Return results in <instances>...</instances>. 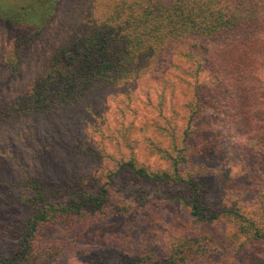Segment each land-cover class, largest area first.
I'll return each mask as SVG.
<instances>
[{
  "label": "trees",
  "instance_id": "obj_1",
  "mask_svg": "<svg viewBox=\"0 0 264 264\" xmlns=\"http://www.w3.org/2000/svg\"><path fill=\"white\" fill-rule=\"evenodd\" d=\"M63 1L0 0V98L22 77ZM178 76L189 91L183 128L164 118L156 130L167 138V147L149 146L169 163L168 170H153L130 154L101 173L104 181L96 190L85 189L75 173L71 183H48L42 154L63 147L75 162L77 152L87 148L75 125L95 128L105 94H127L131 88L137 96L143 84L171 83ZM128 105L117 106L123 119ZM155 107L163 116V104ZM17 143L33 155L17 150ZM209 157L228 162L225 194L234 187L231 168L239 166L264 198V0L82 1L18 96L0 99V189H21L12 203L28 210L0 231L15 245L9 254L0 250V264H51L55 247L74 248L84 264H205L201 259L210 242L199 239L177 241L159 257L117 246L92 248L91 228L134 217L127 205L115 204L112 188L119 177L170 189L172 202L193 223L229 218L246 239L242 247L263 243L264 217L247 213L238 201L221 210L212 203L215 186L205 170L194 172L198 161ZM6 161L23 173L2 164ZM10 206L0 195V207ZM48 226L62 227V235L43 246L40 234Z\"/></svg>",
  "mask_w": 264,
  "mask_h": 264
},
{
  "label": "rangeland",
  "instance_id": "obj_2",
  "mask_svg": "<svg viewBox=\"0 0 264 264\" xmlns=\"http://www.w3.org/2000/svg\"><path fill=\"white\" fill-rule=\"evenodd\" d=\"M82 1L84 0L62 2L60 13L53 25L30 53L31 59L22 77L4 92L0 98L2 101L18 96L28 81V76L35 72L38 64L43 61L72 23L73 16ZM180 80L181 76H178L173 78L171 83L160 79L151 85L143 84L144 88H141L138 97L131 94V88L129 92L126 91L127 94H124L123 90L117 92L120 93L118 96L111 93L105 94L103 104L98 103L101 109L97 110L102 120L95 122V128L87 126L85 129L84 124L78 122L75 125L82 133L83 142L87 147L77 152L75 162L68 158L67 151L63 147L42 154L41 166L48 183L52 185L71 183L70 178L75 173L86 182L83 184L85 189L96 190L104 181L101 173L114 169L115 160L122 155L130 154L135 155L141 163L150 166L153 170H168L169 163L159 155L153 154L149 146L153 143L163 148L167 147V138L156 130V125L165 124L164 118L174 122L179 130L183 128L185 114L189 110V91ZM174 83L176 88L172 89L170 85ZM150 98L153 102L147 101ZM159 102L163 104V108H160L162 113L164 111L163 116L159 115V110L155 107ZM121 103L129 104L126 107V119L122 118L117 109L118 104ZM15 148L24 150L23 154L33 155L32 151L19 143ZM2 164L10 166V169L18 173H23L22 169H17L13 162L6 161ZM198 164L194 172L205 170L206 179L212 181L215 186L212 203L217 209H225L238 201L247 213L254 214L260 220L264 217V206H262L264 198L252 188L251 182L241 173L239 166V168H231V177H233L231 183L236 189L233 187L225 194L222 183L226 178L224 169L227 171L230 169L226 168L229 167L228 162L209 157L208 160H199ZM130 183L131 181L127 178L119 177L112 189L116 197L115 204L118 207L127 205L126 207L130 208L134 217L131 219L119 217L91 228L93 249L117 246L132 254L150 253L159 257L166 256L170 247L177 241L191 239L195 242L199 239L202 243L210 242L207 244V249L210 251L201 259V262L205 264H264V242L242 247L246 239L240 236L238 226L229 218H220L213 224L193 223L186 211H182L178 203L172 202L170 189ZM20 194H23L22 190L12 186L0 189L1 200L11 204L9 208L0 207V231L7 229L27 214L26 206L12 203V200ZM61 235L62 227L48 226L40 234V243L43 246L54 244ZM43 248L53 249V247ZM73 249L55 247L53 249L55 257L51 264H84L72 251ZM0 250L4 254L15 250L11 239H7L5 233L1 232ZM47 253L49 254L48 251Z\"/></svg>",
  "mask_w": 264,
  "mask_h": 264
}]
</instances>
